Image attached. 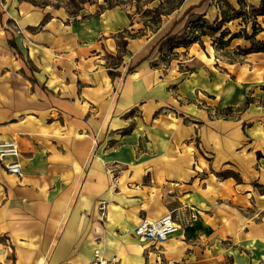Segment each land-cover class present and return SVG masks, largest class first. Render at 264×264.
Returning <instances> with one entry per match:
<instances>
[{"label": "crops", "instance_id": "1", "mask_svg": "<svg viewBox=\"0 0 264 264\" xmlns=\"http://www.w3.org/2000/svg\"><path fill=\"white\" fill-rule=\"evenodd\" d=\"M134 23L0 0V142L20 148L0 161V264H264V51L221 60L203 39L163 68ZM170 211L184 226L161 246L135 235Z\"/></svg>", "mask_w": 264, "mask_h": 264}, {"label": "rangeland", "instance_id": "2", "mask_svg": "<svg viewBox=\"0 0 264 264\" xmlns=\"http://www.w3.org/2000/svg\"><path fill=\"white\" fill-rule=\"evenodd\" d=\"M34 4L45 5V4H66L70 12L80 13V10L84 8L85 5L90 3H99L101 8L121 5L128 8L135 17V33L136 36H141L143 38L149 39V47L153 45L149 55L157 57V62L155 63L159 67H167L172 63L177 64V60L182 59L184 55V49L189 48L194 40L201 41L203 39L208 43V49L218 52L216 55L219 56L221 60H242L244 56V51L250 48V41L244 39V31L251 32V24L254 19L251 14L252 8L247 3V6L243 7V11H246L244 17L237 21H232L225 23L223 29L229 31L230 33L240 34L236 40L231 44L225 46L224 42L219 38V33L212 34V26L217 25L219 18L215 20H207V24L198 23V16L200 14L198 11L184 15L185 12H178L181 9V5L184 0H29ZM222 11H226L227 15H232L230 9L221 0L217 1ZM237 7L240 8L239 5ZM184 15V16H183ZM223 13H221V16ZM183 17L181 23L177 22ZM243 23L239 27L238 24ZM179 23V24H178ZM259 24V23H258ZM261 27V24L258 25ZM238 31V32H237ZM178 38L182 42V45L178 47H171L169 45L162 46L161 43L165 41L166 37L170 34H177ZM264 34H261L259 38H263ZM228 38V37H227ZM226 38V39H227ZM212 41V42H211ZM213 46V50L211 48ZM257 45V44H256ZM250 46V47H249ZM198 47V46H196ZM187 67H184V69Z\"/></svg>", "mask_w": 264, "mask_h": 264}, {"label": "built area", "instance_id": "3", "mask_svg": "<svg viewBox=\"0 0 264 264\" xmlns=\"http://www.w3.org/2000/svg\"><path fill=\"white\" fill-rule=\"evenodd\" d=\"M19 154L20 148L15 140L0 142V161H3L5 157L9 156L18 157ZM4 166L9 173L22 175V163L19 160H13L5 163ZM99 208L102 215H105V202H102ZM189 219H196V216L192 215ZM183 226L184 219L170 211L156 220L148 218L142 219L135 227L134 233L143 241L161 246L170 237V235L177 232ZM119 262L120 257L118 255L106 258L100 250H97L96 258L85 264H119Z\"/></svg>", "mask_w": 264, "mask_h": 264}, {"label": "trees", "instance_id": "4", "mask_svg": "<svg viewBox=\"0 0 264 264\" xmlns=\"http://www.w3.org/2000/svg\"><path fill=\"white\" fill-rule=\"evenodd\" d=\"M210 1L211 0H204L202 1L198 6H193L190 7L184 15H187L189 13L192 12H196L198 11V13L200 14V16H198V23L200 24H207V20L204 17L205 13L204 11L202 12V10H204L205 8H207L210 5ZM221 2H224L226 4V6L228 7V9H230V12H233L232 15H227L226 11H222L221 13H223L222 18L218 21L217 25L212 26V34L215 35L218 32L219 33V38L224 42L225 46L229 44V42L235 38V37H239L240 34L238 33H234L232 34L230 37H228L230 35L229 31H226L225 29H223L225 23L236 19V18H243L244 14H246V11H243V7L247 6V2L245 0H238L240 8H236L234 7L229 1L227 0H221ZM220 4V3H219ZM113 7V6H110ZM221 8H223L222 6H220ZM250 7L252 8L251 14L253 16V23H252V34H249L247 32L244 31V36L247 39H252L254 40L255 36L257 35L258 32L260 31H264V28L259 27L258 25V21L257 18L258 16H264V0H260V5L258 7L254 6V5H250ZM183 15V16H184ZM183 20V17L181 19H179L177 22L181 23V21ZM178 23V24H179ZM178 33L177 34H170L166 37L165 41H163L161 43L162 46L164 45H169L171 47H178L179 45H182L183 41H180V39L178 38ZM228 37V38H227ZM227 38V39H226ZM198 40H194L191 43L197 42ZM257 44V45H256ZM264 51V42L263 41H253L252 42V46L248 49H246L244 51V55L251 53V52H261ZM130 70H133V68H130ZM223 174H226V172H224Z\"/></svg>", "mask_w": 264, "mask_h": 264}]
</instances>
